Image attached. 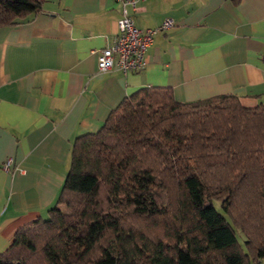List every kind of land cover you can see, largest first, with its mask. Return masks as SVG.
I'll use <instances>...</instances> for the list:
<instances>
[{"label": "trees", "instance_id": "trees-1", "mask_svg": "<svg viewBox=\"0 0 264 264\" xmlns=\"http://www.w3.org/2000/svg\"><path fill=\"white\" fill-rule=\"evenodd\" d=\"M45 0H0V25ZM243 234V244L236 230ZM264 102L197 100L170 86L125 96L75 136L46 216L19 226L0 264H260Z\"/></svg>", "mask_w": 264, "mask_h": 264}, {"label": "crops", "instance_id": "crops-1", "mask_svg": "<svg viewBox=\"0 0 264 264\" xmlns=\"http://www.w3.org/2000/svg\"><path fill=\"white\" fill-rule=\"evenodd\" d=\"M120 15L116 0H45L0 25V252L19 226L46 216L75 136L99 129L137 88L264 102V0H139L137 27L172 25L153 33L142 69L101 71L96 53L116 38Z\"/></svg>", "mask_w": 264, "mask_h": 264}, {"label": "built area", "instance_id": "built-area-1", "mask_svg": "<svg viewBox=\"0 0 264 264\" xmlns=\"http://www.w3.org/2000/svg\"><path fill=\"white\" fill-rule=\"evenodd\" d=\"M139 0H116L121 6V15L117 20L118 34L114 41L97 51V67L101 71L119 68L123 71L140 70L145 65L144 53L158 28L172 25L171 18H164L158 27H137L130 15V9L136 10ZM10 158L3 161L7 168Z\"/></svg>", "mask_w": 264, "mask_h": 264}, {"label": "rangeland", "instance_id": "rangeland-1", "mask_svg": "<svg viewBox=\"0 0 264 264\" xmlns=\"http://www.w3.org/2000/svg\"><path fill=\"white\" fill-rule=\"evenodd\" d=\"M235 232H236V235H237V238H238L239 242L241 244H243L242 243L243 242V234H242V232L240 231V229L236 230ZM260 264H264V257L262 258V261L260 262Z\"/></svg>", "mask_w": 264, "mask_h": 264}]
</instances>
